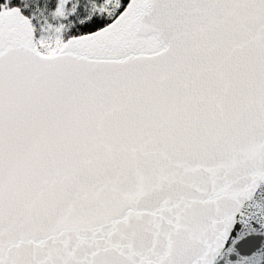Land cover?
<instances>
[{
  "label": "snow or ice",
  "instance_id": "obj_1",
  "mask_svg": "<svg viewBox=\"0 0 264 264\" xmlns=\"http://www.w3.org/2000/svg\"><path fill=\"white\" fill-rule=\"evenodd\" d=\"M0 264H264V0H0Z\"/></svg>",
  "mask_w": 264,
  "mask_h": 264
}]
</instances>
